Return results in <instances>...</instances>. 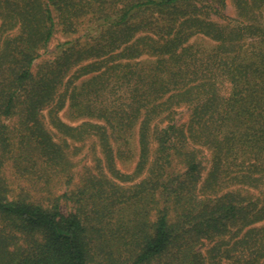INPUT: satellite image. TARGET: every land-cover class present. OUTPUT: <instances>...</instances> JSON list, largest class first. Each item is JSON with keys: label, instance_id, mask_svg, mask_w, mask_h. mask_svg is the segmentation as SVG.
<instances>
[{"label": "trees", "instance_id": "16d2710c", "mask_svg": "<svg viewBox=\"0 0 264 264\" xmlns=\"http://www.w3.org/2000/svg\"><path fill=\"white\" fill-rule=\"evenodd\" d=\"M229 1L0 0V163L23 183L11 199L0 176V264H207L202 244L264 219V198L251 190L264 178V0H233L236 18L224 14ZM58 32L75 37L36 68ZM197 35L216 43L205 68L196 52L186 54ZM121 55L126 63L109 65ZM144 56L156 64L134 69L130 62ZM74 69L95 74L90 81L107 75L127 102L78 90ZM191 75L197 78L188 87ZM70 86L71 106L109 118L112 130L92 125L111 159L96 156L59 195L81 162L79 147L56 139L46 110ZM170 99L193 106L189 127L175 120V109L166 111ZM64 104L49 111L59 131L84 138L86 129L60 122ZM17 113L21 128L13 130L6 121ZM139 119V162L123 175L107 133L130 132L126 122ZM208 162L212 189L202 185ZM110 169L131 181L118 182ZM232 172L248 187H223Z\"/></svg>", "mask_w": 264, "mask_h": 264}, {"label": "rangeland", "instance_id": "374dc122", "mask_svg": "<svg viewBox=\"0 0 264 264\" xmlns=\"http://www.w3.org/2000/svg\"><path fill=\"white\" fill-rule=\"evenodd\" d=\"M224 14L227 17L230 18H236L237 12L236 8L234 6L233 0H230L228 2V7L225 10ZM220 23L224 22V20L218 19ZM0 25H1V19H0ZM70 37L63 34L62 32H58L51 42L50 46L48 47L47 51L43 54V57L39 59L36 62V68L39 67L40 64L44 60L54 59L57 54V47L64 41L70 39ZM189 45L192 46L190 50L186 52V54H190L192 51L197 53L198 57L201 59L200 61L203 62L202 68H205L208 66L207 62H210V59L213 57L211 56L212 53H215L216 50V43L213 41H210L208 38L197 35L193 37L189 41ZM124 57L121 55L119 58L115 59L114 61L110 62V66L112 64H123L126 63L127 60L123 59ZM142 60H136L130 62L134 66H132L134 69H140L142 71L147 72L151 66L156 64L157 58L156 57H148L144 56L141 58ZM44 67V65L42 66ZM74 77L76 76L75 85L76 88L81 89L85 92L86 89H89L92 93L98 92V94L101 95L99 101H107L111 102L114 100L120 101V102H127L128 95L126 94L125 89L119 90L115 86L113 87V84H110L109 86L106 83L107 75L96 79V81H90L91 78L95 74L86 75L83 74V72H78L76 69L73 70ZM76 71V72H75ZM120 70L115 72L119 73ZM109 73V71H108ZM220 73V72H219ZM203 75V74H202ZM80 76V77H79ZM69 78V77H68ZM67 78V79H68ZM197 76L191 75L189 77L190 81L188 80V87L192 86L194 84L195 79ZM197 82V81H196ZM108 86V87H107ZM67 87V85H66ZM107 87V89H105ZM73 87L70 86V89H66L62 87L60 90V93L58 94V98L56 102L50 107V109L46 110L47 119L46 122L49 125V128L53 130V133L55 134L56 139L59 141L62 139H65V141H68L72 143V146L79 147V150H77V154L75 155V158L79 162L77 164L76 168L72 171V173L65 179H63V183L61 185V190H59V195L67 191L68 189H72L75 187V185L79 182L80 176L84 173V167H94L96 164L95 157L98 156L99 158L105 160L107 159L108 165L110 164L111 156H105V150L104 145L102 144L103 139H100V136H98V128L95 125L92 124H99V126H106L108 130L110 129L111 122H107L109 118L106 116L101 115L98 113L99 109L93 110V112H83L82 110L77 109L74 106H71V103L69 101V96L71 94V91ZM232 86L229 82L223 81L222 84V94L224 96H229L231 92ZM109 92V93H108ZM63 96V97H62ZM65 100V104L63 108L58 113L60 122L65 124L66 126L71 127H77L86 129L87 131L84 133V138H81L80 136L73 137V133L77 135L78 131L70 132V133H63L60 132L59 129H62L58 124H55L54 118H53V112L49 113V111H54L58 106H61L62 101ZM186 100V99H185ZM113 102V103H114ZM112 103V104H113ZM127 107V106H123ZM193 106L189 104L188 100H186L180 107L176 106V104H173L170 101L166 104V111L175 109L176 111V118L175 120L178 121L179 124H186L187 127L191 124L190 114H191V108ZM90 113V114H89ZM21 117L20 114L17 113L15 116L10 118L6 123L11 127V129H20L21 128ZM135 123H127V129L128 131H120L117 132H111L107 133V140L105 142H109V144L112 143V149H113V159L116 165V172L120 170L123 175H130L133 174L135 171L137 164L139 162L140 158V139H139V127L141 119L139 120H133ZM110 125H105V124ZM157 123V120L153 122V124ZM152 124V125H153ZM122 127L121 124H118L115 126ZM64 136L65 138L61 137ZM200 146V145H198ZM205 154L207 157L212 158L210 152L205 150ZM105 163V162H104ZM208 169L204 173V181L202 182V185H206L209 189H212L213 180L212 177L209 178V173L212 171V164L211 162L207 164ZM237 169V167H236ZM108 170V169H107ZM113 172L111 169L108 171L109 175L113 177L115 180L121 183H127L131 180H128L126 178H119L116 177L117 173ZM234 173V174H233ZM240 174H237L236 172H232L231 175L229 174L228 178H225V184L223 187H228V185H243L238 182L237 176ZM259 173H255L254 177L259 178ZM0 176H3L6 180V184L8 186V197L11 199H14L17 193L19 192V185L23 183L17 178L15 175L14 169L9 165L8 162L6 164L0 163ZM231 176V177H230ZM208 180V181H207ZM263 181H258L254 183V186L251 188L252 192L255 195H261L264 198L263 192H264V178ZM134 181V180H133ZM250 183V182H245ZM244 186V185H243ZM70 187V188H69ZM245 188L248 186H244ZM222 189V188H221ZM37 199L40 198V196L36 195ZM61 208L62 211L65 214H68L70 212V204L66 203L64 200L61 201ZM160 210V205L154 208L153 210V219L156 218L158 212ZM239 230H235L230 235L226 236L223 239H218L215 241H206L204 244H202L199 247V250L203 253V255L206 257L207 264H255L256 262H259V260L264 259V219L261 221L254 223L250 226H246L242 232H238ZM245 239L244 241H242ZM263 255L262 257H260ZM91 264H113L111 261L100 259L98 258ZM117 264H122L121 262H118Z\"/></svg>", "mask_w": 264, "mask_h": 264}]
</instances>
